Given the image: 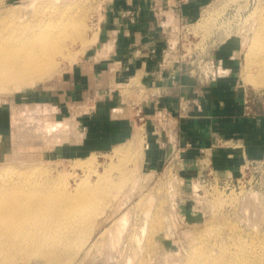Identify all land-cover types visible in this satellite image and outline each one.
<instances>
[{
  "label": "rangeland",
  "instance_id": "374dc122",
  "mask_svg": "<svg viewBox=\"0 0 264 264\" xmlns=\"http://www.w3.org/2000/svg\"><path fill=\"white\" fill-rule=\"evenodd\" d=\"M33 1L44 0H0V12L12 5H28ZM50 1L57 5L68 2ZM108 1L75 0L76 10L80 8L77 13L85 14L84 36L87 40L97 31L99 33L98 26ZM191 1L165 0L172 5L159 18L164 21L165 15L172 17L165 26L166 48L158 68L165 70L168 67L176 78L179 72H186L199 82L208 83L217 71V65H221L215 59V52L232 42L235 44L232 57L237 64L238 84L243 90L244 110L250 115L264 114V88L255 82L257 57L250 50L259 32V21L264 17V0H196L195 11L191 10L194 16H181L178 8ZM35 3L29 4L31 8L26 6L25 12V9L18 10L19 13L22 11L32 16ZM154 10L162 12L167 8L155 6ZM96 39L83 45L79 37L66 38L63 51L71 52L73 56L65 59L57 55V66L51 75L33 81L29 86L0 92V173L4 169L22 170L34 166L36 173L31 175L33 178L37 179L36 175L40 174L55 181L69 182L72 188L75 181L89 176L90 172L89 179L95 180L97 173L113 163L104 173L111 177L107 182L111 188L102 200L96 202L92 218L99 225L93 223L89 243L84 249L74 253L72 259L63 257L59 263L107 264L108 256L112 255L116 260L128 251L125 256L133 253L137 242L130 241V237L139 239L142 236L143 243L144 237L147 240L156 238V242L149 246L153 261L158 264H174L181 256L187 257L191 253L199 258L210 251L224 257L226 264H264V155L248 156L241 143L219 139L217 145L223 148L232 145L241 150L234 154L237 163L221 164L205 151L193 152L187 143L180 140L177 132L170 131L162 145L165 158L160 165H151L147 159V137L142 125L145 119L141 118L138 108L142 102H149L153 95L158 94L153 89L157 74L152 75L154 81L151 84L146 83L140 74L127 82L119 80L122 85L118 86L117 92L127 108L122 109L123 114L138 121L136 127L139 131L109 147L84 146L86 130L82 121L93 113L98 96L84 93L79 98L74 96L72 100L63 101V106L54 100H35L33 94L37 90L72 87L77 70L85 68L92 60L98 36ZM168 41L172 43L169 45ZM218 70L224 75L228 69L222 64ZM162 74L158 75L161 77ZM87 158L92 159L89 165L95 168V172L86 165ZM123 165L133 171V176L123 184L121 194L117 196L113 187L119 175L115 171ZM124 194H127V200ZM147 196L154 202L147 201ZM149 202L151 206L147 204ZM156 207L165 216V229L164 225H147L149 215ZM121 219L125 220L124 231L117 247L120 243L125 246L122 244L118 248V256L117 249L113 248L114 253L111 251L108 239L110 229ZM107 228L109 231L105 233ZM156 229L160 232L157 236L154 235ZM132 232L135 235H129ZM11 260H5L4 264H51L37 257Z\"/></svg>",
  "mask_w": 264,
  "mask_h": 264
},
{
  "label": "crops",
  "instance_id": "0c3cea01",
  "mask_svg": "<svg viewBox=\"0 0 264 264\" xmlns=\"http://www.w3.org/2000/svg\"><path fill=\"white\" fill-rule=\"evenodd\" d=\"M196 3L193 0L178 8L181 16H194L191 10L195 11ZM170 5L165 0H109L98 26V44L92 51V60L77 70L73 86L37 90L33 97L54 100L63 106V101L84 93L98 96L93 113L82 121L86 130L84 146L109 147L139 131L138 121L123 114L126 102L117 92L122 85L119 80L127 82L140 74L151 84L152 75L157 74L153 89L158 94L138 108L145 119L142 125L151 165H160L165 158L162 145L170 131L177 132L193 152L205 151L221 164L237 163L234 154L241 150L232 145L223 148L216 144L219 139L241 143L248 156H263L264 114L250 115L244 110L243 90L232 57L234 43L215 52L217 62L228 70L208 83H201L186 72H179L176 78L168 67L158 68L167 40L165 22L159 16ZM155 6L167 10L158 12Z\"/></svg>",
  "mask_w": 264,
  "mask_h": 264
},
{
  "label": "bare ground",
  "instance_id": "6f19581e",
  "mask_svg": "<svg viewBox=\"0 0 264 264\" xmlns=\"http://www.w3.org/2000/svg\"><path fill=\"white\" fill-rule=\"evenodd\" d=\"M72 1L69 2L68 0L63 5L54 4L55 2L50 0L36 3L33 1L32 4L28 2L30 5L35 3V6H32L35 8L32 16L22 13L23 9L25 12L28 8L26 6L30 7L27 3L12 5L0 12V92H6L10 88L26 87L33 81L51 75L57 66V55L60 54L65 59L73 56L71 52L63 51V48L66 47V38L79 37L83 45L97 40V32L93 34L91 39L85 38V14L81 11L77 13L80 8L77 11L76 2L75 0ZM21 9L22 11L19 13ZM259 26V32L250 50L257 57L258 74L255 82L264 88V17L259 21ZM87 159L89 160L88 162L86 160V165H89L91 158ZM112 164L110 163V165L105 166L102 172L97 173L96 179L93 181L89 179L91 172L88 173L89 176L85 174L86 176L74 182L72 188L69 187V182L67 184L59 180L55 181L49 177H41L40 174L36 175L38 176L37 179L33 178L32 176L36 173L33 169L34 166L22 170L4 169L0 173V264H4L5 260L12 259V262L20 258L29 259L31 257H37L51 264H60L59 262L63 257L72 259L74 253H79L84 249L89 243V233L92 231L93 223L99 225L92 218L96 210V202L102 200L104 194H107L111 188L110 183H107L110 182L109 178L111 177L104 173ZM89 166L92 172L96 171L92 165ZM115 172L119 177L113 189L116 192L115 195L118 196L123 184L132 179L133 171L123 165L117 167ZM124 195L127 200V194ZM148 198L147 196V201L154 202L152 197L151 199ZM120 199L119 197V201ZM147 201L145 198V204ZM120 202L121 204L124 203L123 201ZM118 205L120 206V204ZM119 206L116 205L118 210L120 209ZM150 206H148V210L151 209ZM102 211L103 209L98 213ZM96 217L98 218V216ZM164 218V214H161L159 208L156 207L149 215V220L145 219L148 220V227H163ZM124 221L121 219V222L110 229L108 241L110 248H112L111 251L113 248L118 251V248L123 244L120 243V246L117 247L119 238L124 231ZM143 229H146V225ZM108 231L107 228L105 233ZM159 233L157 231L154 235L157 236ZM166 234L169 233L166 232ZM129 235L135 234L132 232ZM137 239L135 236L130 237V241L137 242L133 253L125 256L129 252L126 251V254H122L123 256L116 260L114 256H108L107 264H111L112 261H115L112 264H158V262L154 263V257L149 246L150 243L156 242V238L147 240V237H144V243L142 236ZM164 244L168 245L167 243ZM108 254L106 253V255ZM117 254L120 255L119 251ZM174 264L226 263L224 257L220 258L210 251L199 258H197V254L193 256V253L187 257L181 256L180 260L175 261ZM233 264L240 263L235 262Z\"/></svg>",
  "mask_w": 264,
  "mask_h": 264
},
{
  "label": "built area",
  "instance_id": "2783aa9c",
  "mask_svg": "<svg viewBox=\"0 0 264 264\" xmlns=\"http://www.w3.org/2000/svg\"><path fill=\"white\" fill-rule=\"evenodd\" d=\"M170 17H172V16H170ZM170 17H168V16H166L165 15V19L166 20H164V22L166 21V25L165 26H167V21H168V19L169 20H171V18ZM172 42H169L168 41V44L170 45ZM168 48H170V46L168 47ZM218 66V68H217V71L215 72L214 71V73H213V77L211 78V80L209 81V82H211V81H213V80H216L217 78H218V76H220L221 74V72H220V70H218V69H221L222 68V65H217Z\"/></svg>",
  "mask_w": 264,
  "mask_h": 264
}]
</instances>
